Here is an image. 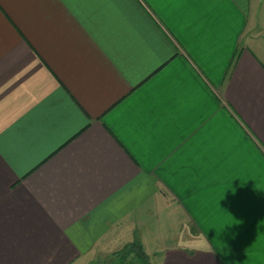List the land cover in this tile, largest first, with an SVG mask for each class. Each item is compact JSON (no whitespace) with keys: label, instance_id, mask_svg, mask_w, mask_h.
I'll return each instance as SVG.
<instances>
[{"label":"crops","instance_id":"obj_1","mask_svg":"<svg viewBox=\"0 0 264 264\" xmlns=\"http://www.w3.org/2000/svg\"><path fill=\"white\" fill-rule=\"evenodd\" d=\"M261 41L264 0H0V264L148 254L160 204L152 264H264Z\"/></svg>","mask_w":264,"mask_h":264},{"label":"rangeland","instance_id":"obj_2","mask_svg":"<svg viewBox=\"0 0 264 264\" xmlns=\"http://www.w3.org/2000/svg\"><path fill=\"white\" fill-rule=\"evenodd\" d=\"M261 44L264 46V41H261ZM158 208L160 212L157 221L151 222L150 220L145 219L149 228L148 231L153 235V238H155L154 243L147 244L146 246L147 253L151 256V263L152 260L155 259L152 253L154 252L155 248L158 247L159 244L169 243V241L179 238L178 226L179 220L182 219L180 212L177 209H175V211H168L167 209H163L166 207H163L162 204H160V207L158 206ZM111 258V255L99 256L91 264H107L111 261Z\"/></svg>","mask_w":264,"mask_h":264},{"label":"trees","instance_id":"obj_3","mask_svg":"<svg viewBox=\"0 0 264 264\" xmlns=\"http://www.w3.org/2000/svg\"><path fill=\"white\" fill-rule=\"evenodd\" d=\"M111 257L107 264H152L139 240L126 244L122 249L112 253Z\"/></svg>","mask_w":264,"mask_h":264}]
</instances>
